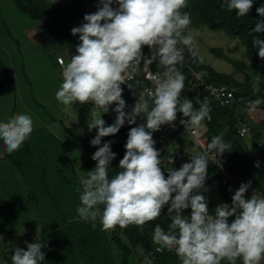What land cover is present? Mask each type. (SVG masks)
Masks as SVG:
<instances>
[{"label":"clouds","instance_id":"9594fccd","mask_svg":"<svg viewBox=\"0 0 264 264\" xmlns=\"http://www.w3.org/2000/svg\"><path fill=\"white\" fill-rule=\"evenodd\" d=\"M188 2L97 0V10L84 14L83 22L71 28L79 43L69 62L60 61L63 79L55 99L68 107L75 102L93 104L87 128L96 130L90 145L99 146L91 155L96 162L94 168L87 171L86 177H80L76 214L83 221H91L93 227L99 218L104 230L135 225L143 232L144 225L161 217L167 207L170 219L167 230L159 224L153 228L156 252L172 250L180 264H222V261L237 264V260L241 264H261L264 192L253 189L251 196H246L251 182H242L233 192L231 203L221 202L213 210L209 209L205 195L209 151L222 155L231 148V141H226L223 132L213 136L207 151H198L179 169L167 170L165 176L161 153L153 138V133L163 125L174 128L178 113L182 114L179 123L185 129L197 128L202 121L211 119L208 96L203 100L197 97L199 107L194 106L192 99L181 98L186 79L181 68L186 52L197 57L194 37L186 34L192 23L190 13L183 11ZM255 2L222 0L221 7L244 17ZM256 13L259 19L249 35L264 34V3L256 7ZM145 46L150 57L144 56ZM252 47L264 60V39L260 35L253 38ZM142 60L149 64L158 61L163 71L151 77L154 82L151 106L138 98L130 111H126L128 105L121 85L132 78ZM260 105H264V98L257 97L248 102V109L254 112ZM110 107L115 119L107 124L102 114L108 113ZM137 118L143 123L137 124ZM126 122L136 126L127 132L119 171L110 177L109 170L113 169L111 164L117 153L112 150L114 141L102 143V138L115 136ZM33 131V117L18 114L0 123V146L12 153L30 139ZM169 162H173L172 157ZM254 166L259 167V161ZM185 210L190 212L185 215ZM24 243L27 250L16 246L10 264H44L45 243L37 239ZM145 261L154 264L151 255Z\"/></svg>","mask_w":264,"mask_h":264},{"label":"rangeland","instance_id":"374dc122","mask_svg":"<svg viewBox=\"0 0 264 264\" xmlns=\"http://www.w3.org/2000/svg\"><path fill=\"white\" fill-rule=\"evenodd\" d=\"M96 5L97 0L87 6V12H95ZM80 24L78 19L71 22L72 27ZM32 28L36 33L34 39ZM189 28L186 34L194 37L196 58L201 64L231 76L240 86L248 78L251 91L264 95V62L250 65L239 38L223 30L211 31L203 25L196 27L193 22ZM67 45L70 48V43L49 35L39 22L19 11L13 0H0V62L8 67L17 91L16 109L2 111L0 118L7 122L18 114L27 113L33 117L34 127L40 126L37 123H55L51 130H42L38 137L27 140L32 145V154L19 150L14 152V164L12 160L0 163V264L6 261L10 264L16 246L27 250L24 242H35L36 239L45 243L42 249L44 264H122V251L116 246L114 237L119 236L130 247L119 227L104 230L99 218L93 227L91 221H83L76 214L80 203V177H86L87 171L94 168L96 162L91 155L99 146L90 145L96 130L87 128L93 104H81L82 107L76 109L74 105L79 102L68 107L55 99V92L63 79L56 56L62 57L65 63L69 62L71 58L65 51ZM218 52L222 57L217 56ZM234 63L243 68L238 70ZM10 98L0 100L2 109L12 103ZM124 99L128 104L137 100L132 96ZM113 115L111 107L108 113L102 114L107 124H111ZM137 123H141L140 118ZM203 127L199 126L204 132ZM255 134L256 138L243 140V147L256 158V152L264 149V127L258 125ZM108 140H112L110 136L102 138V143ZM201 144L204 147L203 141ZM181 145H175L174 149L179 166L189 162L200 149L188 139H184ZM18 160L26 169L23 174L15 163ZM42 167L45 171L39 170ZM111 167L110 177L119 171L116 159ZM207 172L206 181L210 182L206 184L208 191L205 195L208 201L215 200L218 180L211 181L209 167ZM254 181L253 189L264 192V182L258 178ZM189 212L185 210L184 214ZM165 215L168 217L167 207ZM176 261L180 263L178 258L170 262L174 264ZM127 264H146L145 252L139 247L131 248Z\"/></svg>","mask_w":264,"mask_h":264},{"label":"trees","instance_id":"16d2710c","mask_svg":"<svg viewBox=\"0 0 264 264\" xmlns=\"http://www.w3.org/2000/svg\"><path fill=\"white\" fill-rule=\"evenodd\" d=\"M96 0H13L15 6L19 11L28 15L32 20L39 22L49 35L56 36L66 43H70L69 54L75 55V48L79 43L78 35L73 36L71 34V22L74 19H78L83 22V16L87 12V6ZM222 0H189L188 7L183 9L191 15V20L194 26L203 25L211 31L223 30L227 34L237 37L242 42L245 48V55L252 66L259 65L264 60L258 57V50L252 47L253 38L260 35L261 39H264V34L252 33L249 35L250 29L255 27V21L259 19L256 13V7L264 0H256L253 4L248 16L238 17L234 12H229L226 8L221 7ZM97 10V8H96ZM95 10V11H96ZM218 57H222L221 53H217ZM185 63L192 66L195 70H203L207 76L208 82L215 85H227L236 89L237 95L243 96L247 100H253L257 97L264 98L262 94H255L251 91L249 79L246 78V82L243 86H240L231 76L220 74L215 72L208 66H204L197 58H193L186 52ZM234 66L241 70L243 66L238 63H234ZM130 86V88L128 87ZM124 89L122 96L136 97L137 92L141 88V84L138 81L131 83H125L121 85ZM16 90L14 81L10 77L8 67L0 62V97L12 95ZM181 98L192 99L195 107H199L197 104V98L195 94L187 91L181 92ZM128 107L126 111H130V104L126 103ZM234 109L233 108H213L211 110V119L209 122H204L203 125L204 135L203 142L204 147L202 150L207 151L208 143L211 138L221 132L224 133L226 141H231V148L229 151L224 152L221 156L228 158V165L230 170L237 177L241 178H258L264 182V151L259 152L256 158L250 156L243 147V140H241L234 128ZM115 119V113L112 116L111 123ZM143 119V118H142ZM137 123V122H136ZM141 123L143 121L141 120ZM138 124V123H137ZM264 127V120L259 124ZM136 125H128L127 122L115 136H110L113 143V151L117 153L116 162L119 164V160L123 158L125 148L124 144L127 139V132L130 127ZM255 130V129H254ZM177 136H181L180 131L177 132ZM157 132L153 133L155 138ZM176 136V137H177ZM254 138L257 137L255 134ZM182 140L176 139L177 145H181ZM182 146V145H181ZM209 154H216L214 150L209 151ZM259 161L260 166L255 167V163ZM180 167V166H179ZM212 173V180H218L216 171L212 166L208 165ZM210 181H206V184ZM212 205L209 202V207ZM156 224H159L162 228L167 230L170 224V219L165 215V208L162 211V216L158 217L154 221H150L144 225V231L135 225H129L126 228H120V232L124 236L127 243L131 248L139 247L145 252V257H151L154 259V264H171V260L178 257H171L169 255H157L152 247V235L153 228ZM116 246L122 251V264H127V259L131 254V248L128 247L119 236L114 237ZM174 264H180L176 261ZM222 264H227V261H222ZM237 264H241L237 260Z\"/></svg>","mask_w":264,"mask_h":264},{"label":"built area","instance_id":"2783aa9c","mask_svg":"<svg viewBox=\"0 0 264 264\" xmlns=\"http://www.w3.org/2000/svg\"><path fill=\"white\" fill-rule=\"evenodd\" d=\"M143 51L145 57H150L151 53L147 46L144 47ZM61 60H63L62 57H56V64L59 67H61ZM162 71L163 68L159 65L158 61L149 64L143 63L142 60L136 73L131 79H128L126 83L138 81L141 84V88L137 92L136 98L146 100L151 106V93L154 90V82L151 77L152 75ZM181 71H183L186 77L185 87L182 92L190 91V93L195 94L196 98L199 97L201 100H203L205 96H208L211 110L213 108H233L235 111L234 128L237 136L241 140L251 139L254 136V129L264 120V105H260L259 108L254 112L249 111V100L245 99L241 95H237L236 89L234 87L227 85H215L208 82L207 76L203 70H195L192 66L186 64L185 62L181 68ZM213 90L215 91L213 92ZM81 107L82 105L80 103L74 105V108L76 109H80ZM209 115L211 117V111ZM181 118L182 114L178 113L177 120L174 122L176 126L173 128L167 124L163 125L159 131H156L157 135L154 138L157 141L156 148L159 149L161 153L162 170L165 171V176H167V170H171V168L179 169V161L174 151L175 145L177 146L176 139H181L182 141L184 139H188L190 142L204 150L201 144L203 141L204 132L199 127L185 129V127L179 123ZM209 121L210 120L206 119L202 121V123ZM178 131H180L181 136H177ZM170 157L173 158L172 163L169 162ZM209 162L212 164L218 175L219 185L218 199L215 202H211L212 205L209 207L210 210H213L221 202L231 203V196L233 192L242 182H251L252 187L249 189L248 193H246V196H250L255 185L254 179L250 177L241 178L235 176L232 170H230L228 158L225 156L209 154ZM152 247L157 255H169L171 257H177L174 251L168 249H165L161 252H156V245L153 244V242ZM262 262L264 263V261Z\"/></svg>","mask_w":264,"mask_h":264},{"label":"crops","instance_id":"0c3cea01","mask_svg":"<svg viewBox=\"0 0 264 264\" xmlns=\"http://www.w3.org/2000/svg\"><path fill=\"white\" fill-rule=\"evenodd\" d=\"M33 29V28H32ZM45 29V28H44ZM34 30V29H33ZM46 31V30H45ZM28 32V31H27ZM29 33V32H28ZM32 35H33V39H34V37H35V35H36V33H35V30H34V33H31ZM56 37V36H55ZM69 45H67V46H65V51H66V53H67V55L71 58L73 55H70L69 54V47H68ZM56 57H59V56H56ZM59 67V66H58ZM59 68H61V67H59ZM11 77V76H10ZM11 79H12V77H11ZM13 80V79H12ZM14 81V80H13ZM14 83H15V81H14ZM15 86H16V83H15ZM17 93V91L15 90V92L12 94V95H9V97H12V98H10L9 100H13L12 101V103H7V108H1L2 107V104H1V102H0V113L2 112V111H4V110H15L16 109V102H15V97H16V94ZM9 97H7V96H5V97H0V100L1 99H6V98H9ZM126 98H128V96L126 97ZM130 105H134V103L133 104H130ZM4 118V117H3ZM9 118H10V116H9ZM143 118V117H142ZM9 119H7V121H8ZM6 122V119H2V118H0V123H5ZM38 125H40V126H36V127H34V131H33V133H32V135H31V137H38V134H40L41 133V131L42 130H46V129H49V130H51V128L53 127V126H55V123H42V124H40V123H37ZM30 137V138H31ZM30 140V139H29ZM28 140V141H29ZM30 146H32V145H29V143H27V141H25L24 142V144L18 149V150H16V151H13L12 153H7V152H5L4 151V149H3V147L2 146H0V163L1 162H3V161H6V160H8V161H10V160H12V163L14 164V162H13V156H14V152H17V151H19V150H24L25 151V153L26 154H32V152L30 151ZM262 151H264V149H262L261 151H259V152H262ZM259 152H256V154H258ZM21 156H23V155H21ZM25 157V156H24ZM15 163L16 164H18V166H17V168H18V170H19V172L21 173V174H23L24 172H25V170L26 169H24V167H23V165L21 164V161H15ZM39 170H42V171H45V169L42 167V168H40ZM38 172V171H37ZM36 172V173H37ZM43 174H45V172L44 173H42L41 175H43ZM218 192H219V190H217V194H216V199L215 200H209L208 202H215V201H217V199H218V196H219V194H218Z\"/></svg>","mask_w":264,"mask_h":264}]
</instances>
